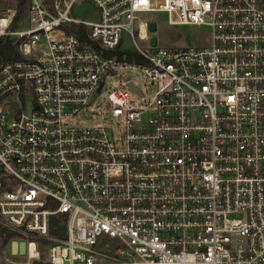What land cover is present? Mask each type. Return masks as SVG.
Here are the masks:
<instances>
[{
	"label": "built area",
	"instance_id": "built-area-1",
	"mask_svg": "<svg viewBox=\"0 0 264 264\" xmlns=\"http://www.w3.org/2000/svg\"><path fill=\"white\" fill-rule=\"evenodd\" d=\"M76 1L0 5V264H264V0ZM147 13L209 43L152 45Z\"/></svg>",
	"mask_w": 264,
	"mask_h": 264
},
{
	"label": "rangeland",
	"instance_id": "rangeland-1",
	"mask_svg": "<svg viewBox=\"0 0 264 264\" xmlns=\"http://www.w3.org/2000/svg\"><path fill=\"white\" fill-rule=\"evenodd\" d=\"M16 0H0V5L5 7H15ZM93 7L89 1H81L77 0L73 5V13L75 16L85 19H91L93 13ZM141 16L145 19H152L156 24V30L152 33L154 37H156L157 44L160 46H183V45H207L210 39V29L206 26H188V25H170L167 22V15L165 13H147L141 14ZM24 21V19H23ZM20 24L23 26L24 23ZM138 44L142 48H146L147 45L144 41H138ZM126 47L132 48V44H129V41L125 43ZM122 79H130L132 80L135 85H137L141 91L143 92V98L150 97L152 94L151 84L145 82L142 78L141 74H136L133 72H122L121 73ZM116 87H120V84L117 83ZM129 97L135 99L132 94H129ZM30 100V98H29ZM136 102H140L141 100L138 98L135 100ZM92 123V122H90ZM90 123H83V124H90ZM17 238L13 239L16 240ZM12 238L9 239L7 244H3L0 241V254L2 257H9V252L11 250L10 241ZM40 252H41V259L46 257V244L40 242ZM2 263L5 264L6 262L2 260Z\"/></svg>",
	"mask_w": 264,
	"mask_h": 264
},
{
	"label": "trees",
	"instance_id": "trees-1",
	"mask_svg": "<svg viewBox=\"0 0 264 264\" xmlns=\"http://www.w3.org/2000/svg\"><path fill=\"white\" fill-rule=\"evenodd\" d=\"M14 5L16 7V19L12 24V28L17 27V24L24 19L27 10L28 0H16ZM72 32L75 33V35L82 43L94 44L91 40H89L85 28L80 26H73ZM17 58H21V56L19 55L12 41L9 40L7 37H3L2 39H0V62L10 61ZM56 220L57 219L53 218L50 221V234H59L63 233L64 231L63 226L54 228L55 224L57 223ZM11 237V233L6 232L3 228L0 227V241H2L3 244H7Z\"/></svg>",
	"mask_w": 264,
	"mask_h": 264
},
{
	"label": "water",
	"instance_id": "water-1",
	"mask_svg": "<svg viewBox=\"0 0 264 264\" xmlns=\"http://www.w3.org/2000/svg\"><path fill=\"white\" fill-rule=\"evenodd\" d=\"M149 30H150L151 32H154V31L156 30V25H155L154 23H150V24H149ZM151 44H152V45H155V44H156V39H155L154 37L151 39ZM128 86H129V87H132L131 84H129ZM12 245H13V252H14L15 242H14Z\"/></svg>",
	"mask_w": 264,
	"mask_h": 264
}]
</instances>
